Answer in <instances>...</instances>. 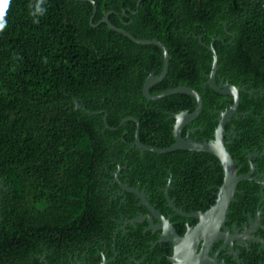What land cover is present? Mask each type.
Returning <instances> with one entry per match:
<instances>
[{
	"label": "trees",
	"instance_id": "1",
	"mask_svg": "<svg viewBox=\"0 0 264 264\" xmlns=\"http://www.w3.org/2000/svg\"><path fill=\"white\" fill-rule=\"evenodd\" d=\"M110 11L113 24L167 46L169 73L157 89L185 82L199 90L207 104L197 123L207 136L218 125L212 111L219 95L201 85L211 69L213 38L224 39L214 47L233 81H264V0H11L0 32V264H30L46 247L57 248L67 231L86 229L96 213V159L107 157L110 139L125 147L137 127L128 121L113 131L105 113L110 127L137 117L142 140L147 133L153 141L145 143L166 147L172 128L162 111L195 104L181 93L147 101L146 70L154 63L161 70L162 50L135 43L105 22L93 26ZM125 129L131 133L124 140ZM239 140L230 146L234 156L244 144ZM146 154L219 161L188 150ZM222 179L223 171L213 184Z\"/></svg>",
	"mask_w": 264,
	"mask_h": 264
},
{
	"label": "flooded vegetation",
	"instance_id": "2",
	"mask_svg": "<svg viewBox=\"0 0 264 264\" xmlns=\"http://www.w3.org/2000/svg\"><path fill=\"white\" fill-rule=\"evenodd\" d=\"M120 19L126 25L132 23L124 20L122 16ZM199 39L206 45L203 36ZM216 40L224 41L222 38H215L214 41ZM211 46L212 43L208 46L209 49ZM162 54L161 70L159 71L158 64L154 63V69L146 70V79L150 75H161L164 68L163 51ZM145 58L153 60L148 55ZM205 61L203 59V62ZM212 63L213 60L209 62L210 71L203 74L204 82L201 85L206 91L214 90L209 84ZM165 78L150 89L151 94L164 91L157 88ZM233 80L235 79L229 75L228 69L219 64L218 55L217 84H222L223 90L228 85L242 89L239 92L237 111L225 126L226 147L237 165L238 174L252 173L253 179L238 184L228 213L222 224H219L218 233L210 238L211 241L204 237L209 234L200 235L195 259H192L200 264H264V81ZM184 85L197 90L185 82L177 86ZM197 91L202 96L201 92ZM215 92L219 95L215 99L218 103L213 105L212 112L219 116L217 111L232 108L235 99L229 92ZM142 93L148 102L152 101L145 96L143 88ZM194 102L195 106L186 107L180 112L162 111L166 116L164 123L172 128V135L168 137L170 145L175 142L176 115L184 111L194 112L197 107L196 100ZM206 104L205 101L203 110ZM251 114L252 120H248L246 116ZM129 116L133 115L126 117ZM133 117L139 121L137 117ZM197 119L184 127L183 137L198 141L212 139L214 133L211 136L205 135V127L198 124ZM216 120L218 121V117ZM140 125L139 121L133 140L126 142L125 147H118L115 139H110L112 147L105 150L107 157L103 160L96 159L98 179L93 182L94 190L91 191V205L96 213L92 214L86 229L74 234L67 231L69 234L61 236V243L57 248L49 246L50 249L47 250L46 247L43 253L33 256L30 264H173L170 258L175 256V245L169 240H164L165 230L161 227L164 223L159 216L169 222L174 233L181 238L186 237L189 231L195 230L201 223V217L198 215L206 213L216 204L225 173L220 161L212 158L181 160L148 157L146 153L149 151L135 144L137 130L139 129L142 143L157 145L145 143L146 140L153 141L147 133H144L145 139L142 140ZM129 133L131 131L125 129L121 138L125 140L124 136ZM239 139H244L245 142ZM238 140L244 143L237 155L239 157L234 156L230 149ZM221 171V183L213 184V181L220 178ZM140 194L149 206L144 203ZM140 218H143L141 222L138 221ZM176 262L174 264H188L187 260L182 259Z\"/></svg>",
	"mask_w": 264,
	"mask_h": 264
},
{
	"label": "water",
	"instance_id": "3",
	"mask_svg": "<svg viewBox=\"0 0 264 264\" xmlns=\"http://www.w3.org/2000/svg\"><path fill=\"white\" fill-rule=\"evenodd\" d=\"M91 2L94 4V13H96L97 6L94 1H91ZM109 16H110V12H108L103 18H101L100 22H98L97 24H93V26L97 27L98 24L105 22L109 26L110 29L124 34L126 37L131 39L133 42L141 44V45H150V44L158 45L164 53V68H163L161 75L148 76L143 86V92L149 100H152V101L160 100L167 96L181 93V94L191 95L192 97L195 98L196 103H197V107L194 112L184 111L176 115V123L174 126L175 142L172 145L167 146V147L145 145L144 143L141 142L139 138V129L137 130L135 144L141 149L155 152V153H169V152H173V151H177L181 149L188 150V151L207 152V153L214 155L216 158H218L224 169V173H225L224 181H223L222 186L219 188L216 204L206 213L198 215L201 217V223L196 227L195 230L189 231L186 237L181 238L176 233H174V230L172 229L171 225H169V222L163 219L162 216H159V218L164 223L161 226L165 230L164 240H169L173 242V244L175 245V256L170 258L171 262L174 264V263H177L176 261H179L182 259V260H187L188 264H200L198 262L192 261V259H195V251L198 246L200 235L209 234L208 237L206 236L204 237L206 238L207 241H211L210 238L213 237L215 233H218L219 224L220 225L222 224L223 218L228 213L230 205L235 198V193L237 191L238 184L241 181L253 179L252 173L243 174V175L238 174L237 165L230 151L226 147V140H225V135H226L225 126H226V123L233 116V114H235L237 111V107L239 105V100H240L239 92L242 89L228 85L226 86V89L223 90L222 89L223 85L217 84L216 71L218 69V55H217L215 47L213 46L215 42L214 41L215 39H214L212 41V46L210 47V50L213 52L214 59L212 63V70L209 74V77H210L209 84L217 92L231 93L234 96L235 103H234V106L228 110L217 111L219 114L218 125L215 129L212 139L198 141L190 137H183L182 131L184 127L188 123L198 118V116L203 110L204 101H203L202 96L194 88L185 86V85L167 88L159 94H155V95L151 94L150 89L154 85L161 82L167 76L169 72L170 54H169V50L167 46L158 39H140V38L135 37L132 33L128 32L125 28L113 24L110 21ZM92 20H93V16L91 17V21ZM97 113L101 114L103 113V111H97ZM107 116L108 114L105 113L104 122L106 124V127L112 130L119 129V127L123 126L125 122L131 121V120L136 121L137 124L139 125V121H137V119H135L133 116H129V117H124L120 121L117 127H110L109 124L107 123ZM130 191H133V190H130ZM139 196L143 199L144 203H146V200H144L143 195L140 194ZM146 205L148 204L146 203ZM142 220L143 218H140L138 221L141 222ZM183 264H186V262H184Z\"/></svg>",
	"mask_w": 264,
	"mask_h": 264
},
{
	"label": "clouds",
	"instance_id": "4",
	"mask_svg": "<svg viewBox=\"0 0 264 264\" xmlns=\"http://www.w3.org/2000/svg\"><path fill=\"white\" fill-rule=\"evenodd\" d=\"M11 0H0V32H3V30L6 27V14L9 9ZM37 12L41 11L39 8L36 9ZM36 12H33L32 15H35ZM37 22V21H34Z\"/></svg>",
	"mask_w": 264,
	"mask_h": 264
}]
</instances>
